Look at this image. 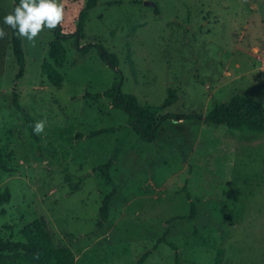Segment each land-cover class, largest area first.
Returning a JSON list of instances; mask_svg holds the SVG:
<instances>
[{
    "label": "rangeland",
    "instance_id": "1",
    "mask_svg": "<svg viewBox=\"0 0 264 264\" xmlns=\"http://www.w3.org/2000/svg\"><path fill=\"white\" fill-rule=\"evenodd\" d=\"M86 1L58 0L64 32L75 31ZM14 3L0 0V150L10 168L0 169V192H12L0 234L23 241L22 228L37 221L55 247L73 250L74 264H133L147 252L144 264H264V136L169 119L157 140H142L110 97H84L104 94L116 72L96 48L81 54L74 37L64 40L58 67L50 56L55 29L23 37L27 69L17 78L2 23ZM85 30L81 43H101L120 58L124 92L162 104L175 90L158 116L206 114L236 93L264 108V0H99ZM45 63L59 70L61 85L43 73ZM14 91L35 122L45 121L39 141L13 105ZM117 149L116 193L98 227L113 186L95 168ZM12 261L6 253L0 264Z\"/></svg>",
    "mask_w": 264,
    "mask_h": 264
},
{
    "label": "trees",
    "instance_id": "2",
    "mask_svg": "<svg viewBox=\"0 0 264 264\" xmlns=\"http://www.w3.org/2000/svg\"><path fill=\"white\" fill-rule=\"evenodd\" d=\"M18 2L19 0H15L11 11ZM98 2L99 0L86 1L85 5L79 11L77 25L74 32H64L63 26L60 22L54 30L55 38L51 44L50 50V56L55 60L56 65L58 67H63L67 58V51L63 42L68 38L74 37L77 50L81 54H86L92 48H96L100 58L116 72L118 77L104 94L87 92L84 95L85 98L99 99L103 95L110 97L112 106L123 110L127 114V125L129 129H133L142 140L147 142H152L158 139L161 127L164 122L169 119L205 121L208 124L216 126L221 133L224 131H230L245 138L264 136V108L259 101L252 96L236 93L227 101L217 102L206 114L198 112H168L163 116H158L160 111L176 101L177 95L175 90H169L168 96L162 104H151L149 102L141 103L135 94L124 92L122 89L124 84V74L120 68V58L117 54L111 52L101 43H81V39L86 36L85 25L89 18L90 11L97 6ZM10 35L13 54L18 64L17 78H22L27 69V56L23 46V37L15 35L14 30L11 28ZM42 71L48 76L54 85H61L62 76L57 68L49 63H45ZM12 103L21 111L22 116L28 122L32 136L39 141V135L32 131V126L34 125L35 120L33 116L23 108L19 99V94L16 91L13 92ZM104 131H107V129L102 128L93 132L92 135H97ZM118 154L119 151L117 149L112 158L95 168V171L101 172L106 182L113 186L111 192L108 193L102 201L99 210L100 219L97 223L98 227H101L108 219L110 204L116 193V184L111 176L110 169ZM0 169L3 171H10L1 150ZM188 197L191 198L189 193ZM11 198L12 192L9 187H6L0 192V214L6 213L7 210L5 204L9 203ZM190 207L191 212L188 217L193 218L197 209L194 200H191ZM22 234L24 237L23 241L8 240L0 234V261L6 253H10V256L13 258L12 264H74L75 256L73 250L69 247H55L46 229L39 222L34 221L33 223L26 224L22 228ZM148 255L149 252L145 253L136 263L133 264H144Z\"/></svg>",
    "mask_w": 264,
    "mask_h": 264
},
{
    "label": "clouds",
    "instance_id": "3",
    "mask_svg": "<svg viewBox=\"0 0 264 264\" xmlns=\"http://www.w3.org/2000/svg\"><path fill=\"white\" fill-rule=\"evenodd\" d=\"M64 5L58 0H19L11 12L2 17V23L14 30L18 37L34 41L42 28L56 29L63 18ZM5 36L0 28V38ZM45 121L39 120L32 126L33 133L44 131Z\"/></svg>",
    "mask_w": 264,
    "mask_h": 264
},
{
    "label": "water",
    "instance_id": "4",
    "mask_svg": "<svg viewBox=\"0 0 264 264\" xmlns=\"http://www.w3.org/2000/svg\"><path fill=\"white\" fill-rule=\"evenodd\" d=\"M146 3H149L148 1H146Z\"/></svg>",
    "mask_w": 264,
    "mask_h": 264
}]
</instances>
